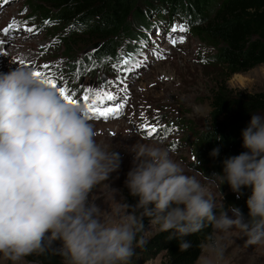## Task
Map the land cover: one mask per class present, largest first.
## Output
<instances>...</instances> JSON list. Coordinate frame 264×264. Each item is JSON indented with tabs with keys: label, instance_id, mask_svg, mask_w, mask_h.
Segmentation results:
<instances>
[{
	"label": "clouds",
	"instance_id": "obj_1",
	"mask_svg": "<svg viewBox=\"0 0 264 264\" xmlns=\"http://www.w3.org/2000/svg\"><path fill=\"white\" fill-rule=\"evenodd\" d=\"M34 73L18 66L0 74V255L4 259L19 264L59 240L65 264H130L136 247L145 244L144 217L160 232L173 231L180 238L181 252L192 246L183 237L211 225L213 234L199 245L201 255L195 264H219L223 249L213 236L231 228L243 233L248 245L264 244V117L251 115L242 131L247 151L226 159L223 175L215 176L222 184L227 182L237 198L242 188L252 189L247 219L235 206H229L230 218L223 204L217 205L205 185L187 174L166 148L140 144L138 163L125 181L138 202L130 206L113 201L117 219L109 222L102 219L105 213L89 194L101 185L107 190L104 182L119 169L120 154L97 142L83 104L68 103ZM219 152L216 148L210 155L217 157ZM214 208L221 209L218 217Z\"/></svg>",
	"mask_w": 264,
	"mask_h": 264
},
{
	"label": "rangeland",
	"instance_id": "obj_2",
	"mask_svg": "<svg viewBox=\"0 0 264 264\" xmlns=\"http://www.w3.org/2000/svg\"><path fill=\"white\" fill-rule=\"evenodd\" d=\"M7 4L10 5L4 12H0V40L4 42L0 45V50L3 49L0 55V74H7L18 66L40 71L63 86L77 103L83 104L88 117L91 114L83 101V90L86 88L99 89L106 86L109 92L116 94L118 100H126L125 107L108 119L89 118L97 131V142L110 146V150L118 152L121 157L119 169L104 182L108 186L107 190L101 185L89 194V200L95 199L96 206L105 213L102 219L109 222L117 219L113 201L121 202L123 194L129 191L125 181L138 163L136 149L140 144L166 148L186 173L195 175L217 205L222 203L223 210L232 217L229 206L233 202L228 204V197L235 198L237 194L227 182L222 184L221 179L215 177L217 173H210V165L206 160L199 161L202 156L199 153L201 146L195 141L197 134L209 130L208 99L211 89L222 77L208 60L215 53L211 45L189 32L184 42L180 43L182 36L178 31L173 33L165 29V23H158L150 30L147 27L145 37L139 39V44H134L136 48L130 47L126 52L127 56L136 54L138 62L135 65L139 67L134 66L130 72L124 73L125 65L119 66L122 58L114 64L115 68L112 63H92L91 67V62L81 60L94 51H86V48L94 44L98 46V41L80 38V41L75 40L74 44L70 43V47L65 48L63 43L70 37L67 28L39 23L30 11V0H11ZM157 13L148 15V19L155 23ZM163 15L166 20L167 13ZM10 25L12 29L5 36L4 30ZM29 27L33 32L26 30ZM173 38L177 41L175 45L171 42ZM161 55L163 58H160ZM46 64L49 65L48 69L44 68ZM78 65L81 71L73 69ZM225 85L227 89L238 92L264 91V64L231 75ZM108 103L103 101V104ZM148 128L156 131L150 135ZM220 211V208H214L213 214L218 217ZM243 215L246 218L248 212ZM144 230L147 233L141 234L143 239L153 234L156 226H151L149 222ZM213 238L219 241L223 249V258L219 264H264V244H246L247 237L239 230L231 228L227 232L221 231ZM55 248L59 263L65 264L64 257L59 254L62 242L59 241ZM162 260V253L145 262H139L133 256L130 264H159ZM0 264L12 262L0 255ZM19 264L38 263L23 259Z\"/></svg>",
	"mask_w": 264,
	"mask_h": 264
},
{
	"label": "trees",
	"instance_id": "obj_3",
	"mask_svg": "<svg viewBox=\"0 0 264 264\" xmlns=\"http://www.w3.org/2000/svg\"><path fill=\"white\" fill-rule=\"evenodd\" d=\"M30 4V11L39 23L68 29L70 37L63 43L65 48L80 38L99 42L87 55L88 59L85 60L86 56L81 60L91 62V67L95 63L114 65L119 59L130 57V63L125 65L129 69L138 59L136 54L127 56L126 52L130 47L136 48L134 44L145 37L147 27L150 30L158 23H165L171 29L176 19L187 32L214 48L215 53L208 60L222 75L208 99L209 130L197 134L195 140L201 146L199 161L208 162L210 173L223 175V162L247 151L243 147L242 131L249 125L251 115L264 117V91H234L227 89L225 81L233 74L264 64V0H30ZM152 13H157L155 23L148 19ZM73 69L81 71L80 66ZM216 148L220 149L219 155L212 157L210 154ZM251 194L250 187L242 188L239 198L228 197V204L233 202L231 205L245 214L249 211L246 202ZM123 202L135 206L138 197L127 191ZM149 208L153 209L154 205ZM149 222V217L143 218L144 229ZM210 234L211 225L183 237L192 246L181 252L180 238L173 231L160 232L156 226L155 232L144 239L145 244L136 247L134 256L139 262H145L162 253L159 264H195L201 253L199 245ZM58 242L54 241L44 253H33L24 259L38 264H60L55 248Z\"/></svg>",
	"mask_w": 264,
	"mask_h": 264
},
{
	"label": "snow or ice",
	"instance_id": "obj_4",
	"mask_svg": "<svg viewBox=\"0 0 264 264\" xmlns=\"http://www.w3.org/2000/svg\"><path fill=\"white\" fill-rule=\"evenodd\" d=\"M45 23H49L48 21H45ZM12 26L10 25L8 28L4 30V35L7 36L9 32L11 31ZM28 32H33V29L31 27L26 29ZM177 31L180 32H186L188 29L181 25L179 28L176 25H173L171 28V32L175 33ZM172 44L175 45L177 43L176 39H172ZM184 42V37L180 38V43ZM3 41L0 40V45H3ZM160 58H163L162 55ZM79 63V62H77ZM130 63V57L128 58H123L122 64L123 65H128ZM115 68L116 65H113ZM136 67H139V65H136ZM45 69L49 68V65H44ZM131 69L124 68V72L127 74L130 72ZM37 77L42 78L45 83H47L50 87L54 88L57 93L68 103H77V100L71 96L68 91L63 87L59 86L55 81H53L51 78L47 77L44 73L40 71H36L34 73ZM107 83H112V82H106ZM84 95H83V101L87 104L88 106V112L91 114L89 118H103V119H108L111 116H114L115 114L119 113L121 109L125 107L126 100L121 98L118 100L116 94L113 92H109L106 88V86L101 87L99 89H92V88H86L83 90ZM108 101V104H103V101ZM115 103H111L114 102ZM148 133L151 135L154 133L156 130L154 128H148L147 129Z\"/></svg>",
	"mask_w": 264,
	"mask_h": 264
},
{
	"label": "water",
	"instance_id": "obj_5",
	"mask_svg": "<svg viewBox=\"0 0 264 264\" xmlns=\"http://www.w3.org/2000/svg\"><path fill=\"white\" fill-rule=\"evenodd\" d=\"M96 47H97V44L91 45V46H89V47L86 48V51H88V50H95Z\"/></svg>",
	"mask_w": 264,
	"mask_h": 264
},
{
	"label": "bare ground",
	"instance_id": "obj_6",
	"mask_svg": "<svg viewBox=\"0 0 264 264\" xmlns=\"http://www.w3.org/2000/svg\"><path fill=\"white\" fill-rule=\"evenodd\" d=\"M8 3H9V2H8ZM179 26H180V25H179ZM2 50H3V49H2ZM2 50H0V55H2V53H3Z\"/></svg>",
	"mask_w": 264,
	"mask_h": 264
}]
</instances>
